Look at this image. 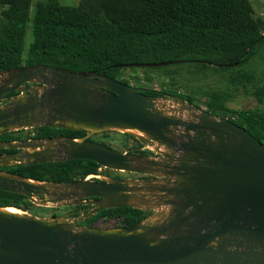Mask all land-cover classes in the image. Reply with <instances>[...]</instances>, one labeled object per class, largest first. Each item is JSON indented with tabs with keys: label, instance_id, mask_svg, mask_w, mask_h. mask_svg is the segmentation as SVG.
Returning <instances> with one entry per match:
<instances>
[{
	"label": "water",
	"instance_id": "1",
	"mask_svg": "<svg viewBox=\"0 0 264 264\" xmlns=\"http://www.w3.org/2000/svg\"><path fill=\"white\" fill-rule=\"evenodd\" d=\"M34 82L39 84H27ZM145 90L97 71L47 64L0 72V101L9 92L17 93L0 104V134L41 126L87 131L80 138L0 140V148L20 149L0 154V189L51 206L50 187L63 185L64 196L76 197L77 204H93L79 216L52 218L0 206V264H264V142L231 119L184 99L175 103L191 117L169 115L157 105L165 96ZM133 129L144 135L128 131ZM108 130L154 141L163 155L141 156L150 172L160 175L158 196L168 206L155 224H81L104 208L153 209L134 203L142 190L137 180L101 176L56 183L2 170L75 159L118 171L146 170L136 164L140 155L88 139Z\"/></svg>",
	"mask_w": 264,
	"mask_h": 264
},
{
	"label": "trees",
	"instance_id": "2",
	"mask_svg": "<svg viewBox=\"0 0 264 264\" xmlns=\"http://www.w3.org/2000/svg\"><path fill=\"white\" fill-rule=\"evenodd\" d=\"M31 3L32 0H0V72L23 65L47 64L72 71H97L131 84L130 78L140 83V77L132 74L129 78L125 70L136 67L116 65L174 61L152 68L195 63L201 68L213 64L216 68L231 70V67L245 65L264 46V20L254 16L251 0H80L77 5L41 0L33 12ZM29 31L32 41L26 48ZM163 74L166 76L167 72ZM152 78V75L145 77L149 82ZM252 79L253 75L241 68L229 75L231 83L242 86ZM252 92L260 98L264 95V83L253 87ZM145 93L170 94L200 106L193 102V95L164 87L161 90L147 88ZM16 94L9 92L7 97ZM206 106L212 114L231 119L264 142L263 112L230 108L225 104V94L219 90L210 94ZM33 130L43 139L56 136L80 138L87 134L86 130L51 126ZM111 132L114 131H104L102 135L108 136ZM14 134L12 131L0 134V140L22 138ZM121 134L120 150L150 157L151 152L143 150L142 144L130 145V139L139 138L128 132ZM88 139L114 148L94 136ZM7 151L15 149L0 148V153ZM99 166L93 160L75 159L2 170L41 181L67 183L96 174ZM0 206H14L27 212L42 207L32 203L25 194L1 189ZM79 206L86 212L90 208L85 204ZM153 212L133 206L104 208L81 224L95 227L101 221L114 220L115 227L129 226L141 223ZM59 214L55 213V216Z\"/></svg>",
	"mask_w": 264,
	"mask_h": 264
},
{
	"label": "rangeland",
	"instance_id": "3",
	"mask_svg": "<svg viewBox=\"0 0 264 264\" xmlns=\"http://www.w3.org/2000/svg\"><path fill=\"white\" fill-rule=\"evenodd\" d=\"M41 0H32L31 3V11L35 9L36 4ZM80 0H59L62 4H69V5H77ZM253 7H254V16L256 18H262L264 20V0H251ZM264 32V26L262 28ZM32 41V36L29 31L25 46L28 48L29 44ZM172 64V63H170ZM169 65V64H168ZM152 68V66H149ZM231 67V66H230ZM229 67V68H230ZM245 70L253 75V79L251 82H249L246 86H242L239 84H233L229 81V75L232 73V71H237L238 69ZM162 72H164L163 75L166 74V76H162ZM125 74L130 78L132 74H136L138 77H140V83L136 82L134 79L130 78V82L134 86L143 87V88H151L156 90H161L163 87L166 89H171L173 91L182 93V94H190L193 95V102L199 103L201 109H206V101L210 98V94L213 91L219 90L222 91L225 94V104L233 109H254L260 112L264 113V95L260 96L258 98L256 95L253 94L252 90L253 87L256 85L264 83V46L260 47L258 50V53L250 59L245 65L242 67L235 68L231 67V70H225L216 68L213 66V64L208 66L207 68H201L195 63H188V64H173L168 66L167 68H152V69H146L144 67H136L135 69L127 68L125 70ZM147 75H152V81H146L145 77ZM172 76V77H171ZM37 85L38 82L31 83V85ZM140 84V85H139ZM142 85V86H141ZM164 101L167 102V105L170 107H161L159 108L169 115L175 114V115H181L182 118L188 119L191 117L190 113L188 111L181 112L180 108H184V106L175 103L177 99H179L176 96L166 95L165 98L162 97ZM180 103V102H179ZM3 104V103H1ZM162 103H160L161 105ZM35 128V127H34ZM33 128L31 127H24L19 130H12L14 132V135H20L22 136L21 139H17L16 142H20L24 139V137H29L33 133ZM114 132H111L108 136L102 135L103 132L99 133H93L91 136H94L98 140H103L109 144H111L114 148L117 150H120L121 148V138H123V135L118 130H111ZM133 143V141H131ZM154 149L156 147L154 146ZM122 151V150H120ZM155 151V150H154ZM162 151H166V148H162ZM3 153V152H2ZM155 155V156H154ZM153 156H150L151 158H160L161 155L159 152L155 153ZM135 156H139L135 154ZM158 156V157H157ZM162 156V155H161ZM139 159L137 160L138 167H144L146 170H140V171H117V170H109L108 168L105 170V172L108 175H121L122 178L128 179V180H137L139 183V186L142 188L140 190V196L137 198V200H133L135 204H139L140 206L144 208H153L154 211L153 214L147 218L144 222H142L143 225H152L158 222L168 211V206L165 205L160 199H159V191L157 190V187H159L161 184L158 182V177L160 175L155 174L154 172L151 173V169L149 170V163L148 161L142 160V158L139 156ZM104 169V168H103ZM145 175H154L156 176L155 179H142V176ZM114 179V178H113ZM64 186L59 187H50V197L53 198V204L51 206H44L40 207L38 209H34L31 212L24 211L25 213H30L33 215H36L38 217H44V218H52L56 217L55 213H60L59 216H68L73 217L75 215L77 210L83 211L85 208H81L79 205L83 204H77V198L70 196L69 194H66L64 196L62 194V188ZM65 188V187H64ZM158 191V192H157ZM22 211V212H23ZM23 212V213H24ZM84 214V213H83ZM97 227L101 228H113L116 225V222L114 220L104 221L97 224Z\"/></svg>",
	"mask_w": 264,
	"mask_h": 264
},
{
	"label": "flooded vegetation",
	"instance_id": "4",
	"mask_svg": "<svg viewBox=\"0 0 264 264\" xmlns=\"http://www.w3.org/2000/svg\"><path fill=\"white\" fill-rule=\"evenodd\" d=\"M27 84H31V83H27ZM146 89V88H145ZM145 92V91H144ZM166 95H170V94H166ZM166 95H164V96H166ZM16 96V95H15ZM14 97V96H13ZM13 97H7V94L5 95V99H3V100H1L0 101V104L1 103H4V102H6V101H9L11 98H13ZM37 133H36V131H33V133L29 136V137H24V139H31V140H35V139H38V138H41V137H39V136H37L36 135ZM22 137V136H21ZM56 137H58V136H56ZM54 138V137H53ZM23 138H21V140H22ZM43 139V138H42ZM131 141H133V143H131ZM98 142V141H97ZM133 144H135V145H138V144H142V149L143 150H148V151H150L151 153L148 155V156H153L155 153H158V150H156V149H154V146L156 147V143L154 142V141H151V140H146V139H142V138H139V139H136V140H134V139H130V145H133ZM15 149V151H7V152H3V153H0V154H6V153H8V152H16V151H19L20 149H17V148H14ZM155 150V151H154ZM125 152L126 153H128V150H125ZM162 155V154H161ZM159 156L160 158L161 157H163V155L162 156ZM155 156V155H154ZM158 157V156H157ZM107 168H104L103 169V175H105L106 177H109V178H114V179H124V178H122V176L120 175H108L106 172H105V170H106ZM112 170V169H111ZM118 171V170H117ZM91 175V174H90ZM89 177V175L86 177V178H88ZM91 179H97V180H99V178H97V177H90ZM142 179H155L156 178V176H154V175H145V176H142L141 177ZM159 178V177H158ZM91 198H87V200H90ZM85 205H89V207H91L93 204H91V203H89V204H85ZM83 213H86V210L85 211H79V214H76V215H73L74 217H76V216H79V215H81V214H83ZM149 218V217H148ZM147 219V218H146ZM145 219V220H146ZM145 220H143L142 222H144ZM83 221V220H82ZM102 222V221H101ZM101 222H99V223H101ZM141 222V223H142ZM98 225L96 224V227H97Z\"/></svg>",
	"mask_w": 264,
	"mask_h": 264
},
{
	"label": "bare ground",
	"instance_id": "5",
	"mask_svg": "<svg viewBox=\"0 0 264 264\" xmlns=\"http://www.w3.org/2000/svg\"><path fill=\"white\" fill-rule=\"evenodd\" d=\"M160 103H162V104L160 105ZM157 105H158V106H162V107H163L164 105H166V106L170 107L169 105H167V102L164 101L163 99H160V100L158 101ZM183 111H184V110H183ZM128 131L131 132V133L137 134V135H144L143 132H141V131H139V130H136V129L128 130ZM28 181H29V182H32V183H39L38 181L33 180V179H29ZM5 210H6V211H10V212H15V213H18V214H23V212H22L21 209L16 208V207H13V206H9V207L5 208Z\"/></svg>",
	"mask_w": 264,
	"mask_h": 264
},
{
	"label": "built area",
	"instance_id": "6",
	"mask_svg": "<svg viewBox=\"0 0 264 264\" xmlns=\"http://www.w3.org/2000/svg\"><path fill=\"white\" fill-rule=\"evenodd\" d=\"M103 168H105V167H102V168H98V172L96 173V174H91V175H89V177L88 178H90V177H97V178H100L101 176H105V175H103ZM30 199V198H29ZM31 200V199H30ZM32 203H34L33 201H32ZM35 204V203H34ZM36 205V204H35ZM37 206H40V205H37ZM42 207H44V206H42Z\"/></svg>",
	"mask_w": 264,
	"mask_h": 264
}]
</instances>
